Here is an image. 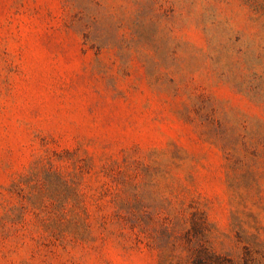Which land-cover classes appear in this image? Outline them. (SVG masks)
<instances>
[{
  "label": "rangeland",
  "instance_id": "rangeland-1",
  "mask_svg": "<svg viewBox=\"0 0 264 264\" xmlns=\"http://www.w3.org/2000/svg\"><path fill=\"white\" fill-rule=\"evenodd\" d=\"M264 264V0H0V264Z\"/></svg>",
  "mask_w": 264,
  "mask_h": 264
},
{
  "label": "trees",
  "instance_id": "trees-1",
  "mask_svg": "<svg viewBox=\"0 0 264 264\" xmlns=\"http://www.w3.org/2000/svg\"><path fill=\"white\" fill-rule=\"evenodd\" d=\"M193 264H225L221 262L217 257H215L210 252H205L203 255H196L194 257Z\"/></svg>",
  "mask_w": 264,
  "mask_h": 264
}]
</instances>
